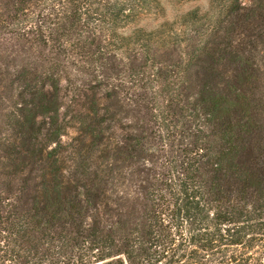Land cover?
I'll return each mask as SVG.
<instances>
[{
	"label": "trees",
	"instance_id": "16d2710c",
	"mask_svg": "<svg viewBox=\"0 0 264 264\" xmlns=\"http://www.w3.org/2000/svg\"><path fill=\"white\" fill-rule=\"evenodd\" d=\"M0 0V264H264V0Z\"/></svg>",
	"mask_w": 264,
	"mask_h": 264
},
{
	"label": "rangeland",
	"instance_id": "374dc122",
	"mask_svg": "<svg viewBox=\"0 0 264 264\" xmlns=\"http://www.w3.org/2000/svg\"><path fill=\"white\" fill-rule=\"evenodd\" d=\"M162 10L158 13H151L144 17L135 26L147 29L155 28L166 20H173L176 17L194 8L207 9L209 0H159Z\"/></svg>",
	"mask_w": 264,
	"mask_h": 264
}]
</instances>
